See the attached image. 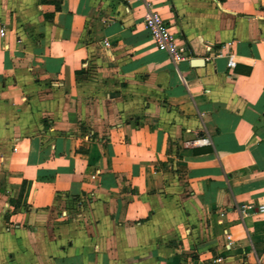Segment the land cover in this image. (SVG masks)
<instances>
[{
  "label": "crops",
  "instance_id": "crops-1",
  "mask_svg": "<svg viewBox=\"0 0 264 264\" xmlns=\"http://www.w3.org/2000/svg\"><path fill=\"white\" fill-rule=\"evenodd\" d=\"M2 28L0 264H264V0H0Z\"/></svg>",
  "mask_w": 264,
  "mask_h": 264
},
{
  "label": "built area",
  "instance_id": "built-area-1",
  "mask_svg": "<svg viewBox=\"0 0 264 264\" xmlns=\"http://www.w3.org/2000/svg\"><path fill=\"white\" fill-rule=\"evenodd\" d=\"M144 24L146 29L150 32L152 39L156 45V48L163 53H166L173 61L175 66H178L181 63L187 62L190 60V55L188 50L182 46L181 39L174 35L167 23L161 17V15L153 11L151 8L148 9L146 15L144 16ZM6 32L5 29H1V35H4ZM228 49V46L223 45L218 48L214 46L207 47V61H212L223 55V52ZM229 61L227 67L229 70H233L237 66V62L234 60L232 54H228ZM213 142L210 136H204L190 142L189 146L198 147V146H212ZM239 213L242 216L248 215H264V204L258 206H247L243 205L238 209ZM230 243L231 240L229 239ZM224 259L218 258L215 260V264H223Z\"/></svg>",
  "mask_w": 264,
  "mask_h": 264
}]
</instances>
